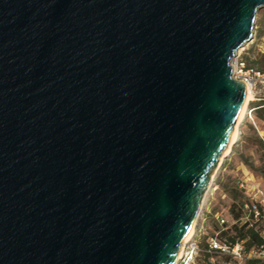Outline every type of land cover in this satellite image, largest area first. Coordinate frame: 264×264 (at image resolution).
<instances>
[{
    "label": "water",
    "instance_id": "95a60500",
    "mask_svg": "<svg viewBox=\"0 0 264 264\" xmlns=\"http://www.w3.org/2000/svg\"><path fill=\"white\" fill-rule=\"evenodd\" d=\"M262 8L0 0V264H173L232 137L233 59Z\"/></svg>",
    "mask_w": 264,
    "mask_h": 264
},
{
    "label": "rangeland",
    "instance_id": "374dc122",
    "mask_svg": "<svg viewBox=\"0 0 264 264\" xmlns=\"http://www.w3.org/2000/svg\"><path fill=\"white\" fill-rule=\"evenodd\" d=\"M241 49L237 57L239 80L250 86L252 93V99L248 104L250 111L248 110L245 114V121L241 126V137L234 146L233 152L213 171L214 186L204 198L205 206L196 227L199 230L200 223L203 218H206L204 228L201 231L197 230V239L202 244L207 235L218 229L215 219L217 213L228 216L231 211L232 213L241 211L245 195L237 186L240 179L246 177L249 182L264 186V108H260L264 106V74L260 72L259 74L256 68L241 71L242 63L245 67L247 65L255 67L256 59L264 54V8L258 13L253 39ZM186 248L183 251L189 252L188 255H190L191 250L186 251ZM192 253L193 260H196L199 254L196 251ZM217 260L222 261L221 258Z\"/></svg>",
    "mask_w": 264,
    "mask_h": 264
},
{
    "label": "built area",
    "instance_id": "2783aa9c",
    "mask_svg": "<svg viewBox=\"0 0 264 264\" xmlns=\"http://www.w3.org/2000/svg\"><path fill=\"white\" fill-rule=\"evenodd\" d=\"M238 55L233 59L237 66V72H234L236 79H239ZM245 68L242 63L241 71L247 70ZM237 186L245 195L239 217L217 213L215 219L218 229L206 236L204 246L197 239L198 228H196L195 235L184 246V249L187 247L186 251L191 250L190 255H188L189 252L184 251L186 256L183 254L184 256L182 255L176 264H207V262L211 264H252L253 260L257 264H264V186L251 183L246 177L240 179ZM204 222L206 218H203L198 231L204 228ZM198 223L199 219L197 225ZM236 226L254 229L260 242L248 244L247 238H239L235 230ZM192 251L199 254L197 261L193 260ZM205 255H208V260H204ZM217 258H221L222 261Z\"/></svg>",
    "mask_w": 264,
    "mask_h": 264
},
{
    "label": "bare ground",
    "instance_id": "6f19581e",
    "mask_svg": "<svg viewBox=\"0 0 264 264\" xmlns=\"http://www.w3.org/2000/svg\"><path fill=\"white\" fill-rule=\"evenodd\" d=\"M241 51H242V49L240 48L238 53H237V55ZM233 63H234V72H237V66H236L235 60L233 61ZM245 87H246L245 97H244V100H243V103H242V106H241V109H240V112H239V116H238L237 121L235 123L232 137H231V139H230V141H229V143H228V145H227V147H226V149H225V151H224V153H223V155H222V157H221V159H220V161L218 163L220 165H222V163L224 162L225 157L228 156L231 152H233L232 151L233 150V146L239 141V139H240L239 137H241V134H240L241 133V126H242L243 122L245 121L244 120L245 119V114L249 110V107H248L249 101L252 99V93H251V90H250V86L246 83ZM246 118H247V116H246ZM214 179H215V174L212 173L209 185L206 187V189L204 190V192L202 194V198H201V201H200V204H199V208H198V211H197V215H196V218H195L193 229H192V231L190 233V236L187 239V241L194 236L193 235L194 233H196V231H195L196 225H197L199 216L202 213L203 208L205 206L204 205V198H205L206 194L209 192V190L214 186ZM212 192H213V190H212ZM184 246H185V243L183 244V248L179 252L178 259L184 254L183 253L184 252L183 251ZM178 259L173 264H176Z\"/></svg>",
    "mask_w": 264,
    "mask_h": 264
},
{
    "label": "trees",
    "instance_id": "16d2710c",
    "mask_svg": "<svg viewBox=\"0 0 264 264\" xmlns=\"http://www.w3.org/2000/svg\"><path fill=\"white\" fill-rule=\"evenodd\" d=\"M255 62H256L255 64H257L255 67H251V66L247 65L246 69L254 70L256 68L258 72L264 74V54H262L259 59H256ZM260 108H264V106L260 107ZM230 214H232L233 217H239L240 212H233L232 213V211H231ZM235 230L237 231L239 238H241V239L247 238L248 239V244L260 242L258 234L252 228H247L246 226H241V227L236 226ZM204 245H205V242L202 244V246H204ZM204 260H208V255H205ZM207 264H211V263L207 262ZM252 264H257V262H255L253 260Z\"/></svg>",
    "mask_w": 264,
    "mask_h": 264
}]
</instances>
